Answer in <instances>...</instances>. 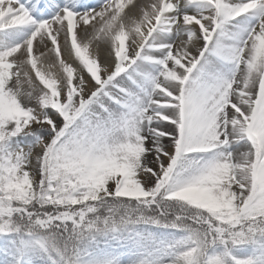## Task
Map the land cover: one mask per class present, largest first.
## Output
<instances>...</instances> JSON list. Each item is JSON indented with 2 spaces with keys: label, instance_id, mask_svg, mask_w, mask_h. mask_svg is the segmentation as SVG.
I'll use <instances>...</instances> for the list:
<instances>
[{
  "label": "snow or ice",
  "instance_id": "6c2138e0",
  "mask_svg": "<svg viewBox=\"0 0 264 264\" xmlns=\"http://www.w3.org/2000/svg\"><path fill=\"white\" fill-rule=\"evenodd\" d=\"M0 264H264V0H0Z\"/></svg>",
  "mask_w": 264,
  "mask_h": 264
}]
</instances>
